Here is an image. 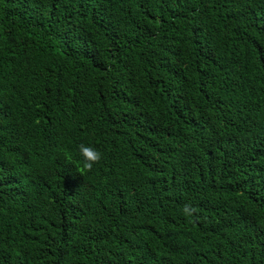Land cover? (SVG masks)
Segmentation results:
<instances>
[{
	"label": "trees",
	"instance_id": "trees-1",
	"mask_svg": "<svg viewBox=\"0 0 264 264\" xmlns=\"http://www.w3.org/2000/svg\"><path fill=\"white\" fill-rule=\"evenodd\" d=\"M0 264H264V0H0Z\"/></svg>",
	"mask_w": 264,
	"mask_h": 264
},
{
	"label": "clouds",
	"instance_id": "clouds-1",
	"mask_svg": "<svg viewBox=\"0 0 264 264\" xmlns=\"http://www.w3.org/2000/svg\"><path fill=\"white\" fill-rule=\"evenodd\" d=\"M77 158L83 169L90 170L93 166L99 163L103 158V153L98 150L94 145L81 142L77 148ZM193 209L191 205L186 204L182 208V214L186 217H191Z\"/></svg>",
	"mask_w": 264,
	"mask_h": 264
}]
</instances>
